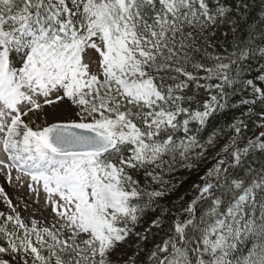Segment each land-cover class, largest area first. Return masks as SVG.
Masks as SVG:
<instances>
[{
    "label": "snow or ice",
    "instance_id": "1",
    "mask_svg": "<svg viewBox=\"0 0 264 264\" xmlns=\"http://www.w3.org/2000/svg\"><path fill=\"white\" fill-rule=\"evenodd\" d=\"M231 12L223 0H0V174L28 177L56 218L26 223L0 187L15 214L0 211V264H135L144 249L130 236L159 237L148 264H264V168L248 163L264 154V133L241 145L247 124L235 118L202 135L219 113L264 102L244 77L264 58L255 33L209 51L216 29L236 32ZM244 92L251 99L229 104ZM57 110L69 118L48 122ZM209 152L213 167L162 205L185 183L176 173H198ZM125 246L138 248L128 260Z\"/></svg>",
    "mask_w": 264,
    "mask_h": 264
},
{
    "label": "trees",
    "instance_id": "2",
    "mask_svg": "<svg viewBox=\"0 0 264 264\" xmlns=\"http://www.w3.org/2000/svg\"><path fill=\"white\" fill-rule=\"evenodd\" d=\"M223 2L232 9L231 18L236 23V32L231 31L232 25H222L220 28L216 29V35L211 38V43L213 47L209 49L212 54H225V51L231 52L233 46L236 44L237 40L243 39L245 42L248 41L252 33H255V41L253 42V48L264 47V37L261 36V32L264 31V24L260 23L261 19H264V0H223ZM225 33H227L225 35ZM264 64V58H260L259 54L254 57H251L247 62V67L250 71H245L244 77L246 79H253L254 83L260 84L256 77L259 75H264V68H260V65ZM260 68L259 71L257 69ZM264 86V84H260ZM250 92V89H249ZM249 92L238 93L231 96L229 104H236L242 98L251 99ZM207 99L205 94L201 91L198 94V100L203 101ZM249 106H243L239 108H231L228 111L219 113L217 116L211 119L209 127L202 134L204 137L215 128L223 127L227 124H230L235 118H241L247 124V129L242 130V140L241 145L245 144L248 139L257 138L260 133H264V127L259 125L264 124V119H262V114H264V102H258L256 105H252V112L245 116L244 113L248 112ZM234 133L229 132L222 139H220L219 144L217 145L215 152H218L221 147H223L230 137ZM207 157H213V152H209ZM248 163L250 167L254 170H259L264 168V154L254 153L248 157ZM186 170L176 173L175 180L184 179L185 183L181 184L180 187L170 196L164 198L160 201L162 205L171 206L173 201L178 200V198L185 193H188L192 186L199 182V176L203 175V171L193 174H186ZM137 179H143L142 176H137ZM168 178V177H166ZM151 183L150 181L148 182ZM153 187H155L153 185ZM151 190V189H149ZM192 195H195V192H192ZM191 197L186 196L185 199L189 200ZM176 209H173L175 211ZM262 209L259 203L252 209L254 215L259 217ZM160 210L158 209L154 213H148L143 222L137 230H142L143 233L145 229L149 228L152 220L155 216H160ZM11 227V226H9ZM167 227V225H165ZM153 231H156L155 229ZM151 235V234H149ZM159 242V237H152L148 241L141 242L139 240V248H143L144 251L140 252L138 256L135 257V264H148L147 256L150 250L154 247L155 243ZM253 245V240L248 238L244 243L240 244L235 253L236 256L247 255L249 249ZM138 248L136 249V252ZM135 252V253H136ZM31 264V261H30Z\"/></svg>",
    "mask_w": 264,
    "mask_h": 264
},
{
    "label": "rangeland",
    "instance_id": "3",
    "mask_svg": "<svg viewBox=\"0 0 264 264\" xmlns=\"http://www.w3.org/2000/svg\"><path fill=\"white\" fill-rule=\"evenodd\" d=\"M203 75V73H201ZM258 86L264 87L260 84ZM69 117L62 115L60 110H57L54 114L48 116L46 119L48 122H52L55 119H67ZM41 121L37 120V124ZM0 158L6 159L2 154ZM224 158V157H221ZM216 163L213 157H207L202 163H200L199 172L203 171V174ZM186 174L190 175L193 173ZM20 175L15 170L12 171V181L9 183L3 174H0V187L4 189V193L7 198L11 200V205L16 208V213H19L22 219L27 223L30 218H35L42 222L43 226H50L49 222L55 221V216L51 214V210L45 207V194L40 193L38 199L39 203L36 202L37 196L35 193H31L28 189V184L26 183L29 178L22 177L18 182L16 176ZM23 185V187H21ZM0 211L4 212L6 215H15L12 213L11 208L8 206L7 200H5L4 195H0ZM157 216L154 217L156 219ZM2 222V221H0ZM138 233H143L142 230H137ZM139 240L135 236H130L127 244L128 245H138ZM137 248L125 246L121 248L122 260H128L129 257L133 256ZM7 259L8 257H4ZM19 259V257H17ZM30 264V262H29Z\"/></svg>",
    "mask_w": 264,
    "mask_h": 264
}]
</instances>
